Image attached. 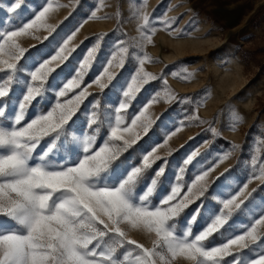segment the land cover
Returning <instances> with one entry per match:
<instances>
[{
  "label": "snow or ice",
  "instance_id": "obj_1",
  "mask_svg": "<svg viewBox=\"0 0 264 264\" xmlns=\"http://www.w3.org/2000/svg\"><path fill=\"white\" fill-rule=\"evenodd\" d=\"M80 2L45 0L30 10L26 22L13 28L0 23V264H177L179 259L188 264H264V194L257 203L253 194L258 189L248 191L253 179L264 180V162L253 153L252 144L243 150L240 163L245 158L250 163L233 192L225 191L232 187L226 175L232 169H224L212 184L209 176L233 150L241 149L235 143L216 164L191 178L183 195L184 173L200 155L199 149L182 159L179 174L173 170L171 179L166 174L168 157L178 151L170 147L172 137L193 121L209 123L198 115L199 102L178 125L167 112L160 116L150 112L161 100L194 103L192 97L175 93L163 73L145 67L156 62L147 47L161 30L157 25L172 35L184 34L173 28L177 18L154 17L147 11V0H128L138 36L118 37L98 60L108 33L96 34L95 42L77 58L73 53L80 45L73 41L89 19L108 18L98 14L108 6L106 0H97L83 21L66 32H57L59 25L49 21L59 9H75ZM23 7L25 0H10L6 12L17 13ZM42 30L52 37L51 50L33 55L36 46L25 48L20 38L40 39L35 34ZM126 61L132 68L128 76L114 71L124 69ZM91 71L96 74L90 76ZM185 73L186 81L194 77L186 69ZM154 81H162L163 87L153 89L144 100L138 98ZM92 84L101 93L115 92L118 106L101 113L100 100L89 101L92 111L85 127L92 131L85 134L74 127V117L94 96L89 91ZM18 87L22 91L15 96ZM233 119L239 122L242 117L233 113ZM161 129L167 131L161 135ZM73 131L82 139L69 135ZM206 131L220 134L211 126ZM161 149L167 151L161 154ZM212 193L226 198L209 199L202 214L205 206L196 202ZM246 211L254 220L236 234L247 219ZM198 222L194 234L192 226ZM132 232L147 235L150 246L132 238ZM226 233L233 235L218 243Z\"/></svg>",
  "mask_w": 264,
  "mask_h": 264
},
{
  "label": "rangeland",
  "instance_id": "obj_2",
  "mask_svg": "<svg viewBox=\"0 0 264 264\" xmlns=\"http://www.w3.org/2000/svg\"><path fill=\"white\" fill-rule=\"evenodd\" d=\"M44 2L45 0H25V7L18 10L17 13H10L6 12L10 0H0V23L5 28H13L17 24H22L26 22V17L30 16V10L34 12ZM62 2L68 4L69 0H62ZM95 3L97 0H81L80 6L75 9L72 7L61 8L51 17L49 22L59 25L57 32H66L77 26L78 22H82ZM106 4L108 6L102 8L98 14L100 16L107 14L108 18L89 19L87 23L83 24L73 41L74 44L80 45L77 51L73 53L74 57L80 58L86 49L95 42L96 34L99 33H108V35L105 37V41L101 42V52L97 54L98 60L102 59L101 54L108 50L107 45H113L114 41L118 42V37L130 40L138 36L137 22L129 11L128 0H106ZM241 5L239 2L231 6L228 9L229 12L223 17V21L232 23L241 12ZM245 6H247L248 14L244 25L226 28L208 15L204 16L205 13L201 7L194 9L188 3H183V0H147L148 12L157 18H162V15L176 17L177 20L173 28L179 29L184 34L172 35L169 31L164 30L161 25H157L161 30L153 37V44L147 47V51L156 58V62L147 63L145 67L154 74L163 73L168 85L175 93L180 97H192L194 101L192 104L177 102L169 104L161 100L151 106L150 112L155 116L167 112L168 117L174 118L178 125L181 120L185 119L186 115H190L196 110V103L199 102L198 115L201 119L209 121L205 124H201L199 121L186 124L182 131L172 137L169 142L173 150H178L173 151L172 155L168 157L169 167L166 174L169 179L172 178L173 170L179 174L178 168L183 167L182 159L187 154L197 148L200 151V155L184 173L185 188L181 195L186 190V185L190 183L191 178L199 174L202 169L206 170L216 164L217 158L223 154V151L231 150L232 143L241 145V149L233 150V155L220 163L215 171L210 173V184L224 169L228 168L232 171L226 174L229 176L227 183L231 184L232 187L225 191L230 193L241 186V180L245 176V169L250 161L247 158L243 164L240 161L244 148L249 144L253 145V153L264 162V0H251ZM208 21H210L209 25ZM114 30H116L115 34H113ZM35 35L40 39L24 36L20 38V43L29 49L36 46L32 51L33 55L36 51H50L52 37L49 36V33L42 30L36 32ZM44 37H48V40H44ZM93 68L98 70L95 62ZM185 69L194 73V77L187 81L183 78L186 74ZM114 71L122 72L124 76H128L132 68L126 61L124 69L115 68ZM95 74L96 71L90 72V76ZM88 81L89 77H86L85 83L87 84ZM146 87H148V92H144L142 96L138 94V98L141 100H144L153 89L160 90L163 87V82H150V86ZM21 91V88H16L15 96H19ZM89 91L94 96H90L81 105L77 116L74 117L76 120L74 127L83 128L85 134H91L92 131L85 127V121L92 111L89 101L100 100L101 113L106 107L112 109L118 106L115 103L117 99L115 92L105 89L101 93L95 84H92ZM68 98H71V94ZM48 99L52 101L51 96ZM129 111L132 109L130 108ZM233 113L240 115L242 120L235 122ZM234 124L235 127H233ZM210 126L219 130L220 134L213 136L211 132L206 131ZM166 131V129H161V135ZM69 135L74 138L80 137L79 132L74 131ZM99 141L100 136H97V143ZM165 151L167 149H161V154ZM251 174L249 172V175ZM237 176L240 179H236ZM222 180L223 178H221ZM221 181H216V183ZM254 188L258 189V192L254 193L253 196L259 203V195L264 194V180L253 179L248 186V191L251 192ZM164 190H167V181H165ZM209 191L211 192V188ZM224 198L226 197H221L218 193H212L211 197L201 198V201L196 203L203 202L205 206L201 208L203 214L209 199L218 202L219 199ZM153 201L155 202V194ZM191 207L195 208L196 204ZM255 211L259 213L261 209L258 208ZM245 216L247 219L239 224V231L236 234H242V231L249 226V221L254 220L252 212L246 211ZM177 226L179 228V224ZM199 226V222L192 226L194 234ZM230 235L233 234L226 233L218 243L225 242ZM131 236L145 243L146 246H150V238L144 233L132 232ZM244 251L247 252L248 250ZM177 264H188V262L179 259Z\"/></svg>",
  "mask_w": 264,
  "mask_h": 264
},
{
  "label": "crops",
  "instance_id": "obj_3",
  "mask_svg": "<svg viewBox=\"0 0 264 264\" xmlns=\"http://www.w3.org/2000/svg\"><path fill=\"white\" fill-rule=\"evenodd\" d=\"M250 1L251 0H183V3H188L194 9L201 7L205 13L204 16L208 15L221 26L233 28L244 25L245 18H247L248 14V10L246 9L247 6L245 5ZM239 2L242 4L241 12L235 17L232 23L224 22L223 17L229 12L228 9ZM209 24L210 21H208V25Z\"/></svg>",
  "mask_w": 264,
  "mask_h": 264
}]
</instances>
